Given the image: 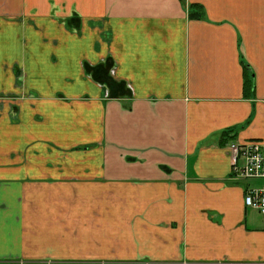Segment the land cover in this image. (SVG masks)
<instances>
[{
  "label": "crops",
  "instance_id": "obj_1",
  "mask_svg": "<svg viewBox=\"0 0 264 264\" xmlns=\"http://www.w3.org/2000/svg\"><path fill=\"white\" fill-rule=\"evenodd\" d=\"M228 130L264 141V0H0V264H264Z\"/></svg>",
  "mask_w": 264,
  "mask_h": 264
},
{
  "label": "built area",
  "instance_id": "obj_2",
  "mask_svg": "<svg viewBox=\"0 0 264 264\" xmlns=\"http://www.w3.org/2000/svg\"><path fill=\"white\" fill-rule=\"evenodd\" d=\"M231 159L230 180L239 184L249 180H260L259 187H246L243 204L264 216V141H233L227 144Z\"/></svg>",
  "mask_w": 264,
  "mask_h": 264
},
{
  "label": "trees",
  "instance_id": "obj_3",
  "mask_svg": "<svg viewBox=\"0 0 264 264\" xmlns=\"http://www.w3.org/2000/svg\"><path fill=\"white\" fill-rule=\"evenodd\" d=\"M203 17H204V11H203V8L201 6L195 5V4L188 6V18L189 19H203ZM242 64H243L244 68L247 67L246 63H242ZM230 131L231 130H228L227 132H225L223 134V135L227 136V138L230 137L229 143L233 142L235 140L233 135H231V136L229 135V134H231Z\"/></svg>",
  "mask_w": 264,
  "mask_h": 264
}]
</instances>
